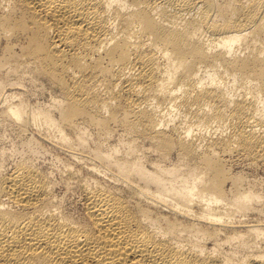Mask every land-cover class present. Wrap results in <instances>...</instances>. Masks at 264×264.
Wrapping results in <instances>:
<instances>
[{
	"label": "bare ground",
	"instance_id": "bare-ground-1",
	"mask_svg": "<svg viewBox=\"0 0 264 264\" xmlns=\"http://www.w3.org/2000/svg\"><path fill=\"white\" fill-rule=\"evenodd\" d=\"M0 96L81 202L0 150V264H264V0H0Z\"/></svg>",
	"mask_w": 264,
	"mask_h": 264
},
{
	"label": "rangeland",
	"instance_id": "rangeland-1",
	"mask_svg": "<svg viewBox=\"0 0 264 264\" xmlns=\"http://www.w3.org/2000/svg\"><path fill=\"white\" fill-rule=\"evenodd\" d=\"M13 87L15 89L18 88L20 89V87L15 85H11V86L7 85L6 89L12 88V90H15ZM34 87L35 86L33 84L30 85V83H26V82H24L23 85L21 86V88L25 90V92L27 93V99L29 105L34 107L47 105L50 99L49 93L47 91L40 92L39 91L40 89L38 87H35L38 90H36ZM7 92L9 91L7 90ZM1 98L2 97L0 96V101ZM11 128H12L11 123L6 120H3L0 117V150H3L5 152V157L9 158L8 160L9 162L6 161L5 163V168L9 166L10 162L17 160L21 157H26L30 159L33 164L39 166L42 169L43 168L46 169L45 171H47L50 174V177L54 180V184H55L54 191L56 194L58 193L57 195L59 196L62 194L61 197L63 203H65L64 204L65 207L69 210L74 209L72 210L74 212H79V207L81 202L78 203L77 200L80 198L79 197L80 191L76 189L74 184H71L72 187L70 185L69 186L70 188L68 187V189L65 188L66 185H64L61 179L64 176L63 174L66 165L69 164L67 159L68 156L63 151L50 145L49 143L42 142L39 139L37 130L36 131L34 130L35 127L25 130L23 134L19 135V137L10 130ZM38 128L41 129V126L39 125ZM88 137L90 143H92V141H96V136L91 131H89ZM54 138L57 140L56 136H54ZM28 139L30 140L29 144H23V142ZM117 139H118L117 134H113L107 140V143L108 144L116 143ZM235 161L236 162H234L232 166V168H234L233 171L234 172L242 171L246 180L255 183V184L250 183V185H254L255 188L258 190V192L261 195H264V167L261 166L252 167L251 165L248 166L247 165L249 164L248 161L242 160V158L235 159ZM244 187H246L245 184ZM261 201H264V197L261 198ZM66 204L67 205L69 204L68 207L66 206ZM249 216L264 220V211H262L261 213H250Z\"/></svg>",
	"mask_w": 264,
	"mask_h": 264
}]
</instances>
